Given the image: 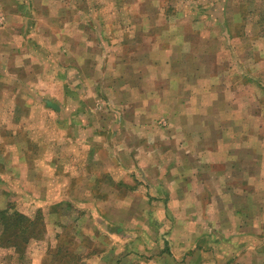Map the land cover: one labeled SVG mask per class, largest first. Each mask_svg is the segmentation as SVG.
I'll return each mask as SVG.
<instances>
[{
	"label": "crops",
	"instance_id": "obj_1",
	"mask_svg": "<svg viewBox=\"0 0 264 264\" xmlns=\"http://www.w3.org/2000/svg\"><path fill=\"white\" fill-rule=\"evenodd\" d=\"M99 1L0 0V192L48 211L57 228L67 220L61 209L74 213L76 239L70 250L58 246L84 264H222L217 240L212 248L200 241L216 239L223 217L208 226L213 214L188 212L204 202L194 190L207 185L206 168H176V156L190 158L192 136L177 129L219 122L225 103L238 108L223 100L238 86L218 78L239 77V49L212 13L223 36L213 59L221 55L227 70L215 65L204 76L186 60L206 59L197 44L207 42L194 29L207 10L182 13L175 25L162 0H118L116 8ZM198 153L220 162L217 149ZM244 201L236 194L229 202L234 252L241 264H264V238L240 223Z\"/></svg>",
	"mask_w": 264,
	"mask_h": 264
},
{
	"label": "rangeland",
	"instance_id": "obj_2",
	"mask_svg": "<svg viewBox=\"0 0 264 264\" xmlns=\"http://www.w3.org/2000/svg\"><path fill=\"white\" fill-rule=\"evenodd\" d=\"M83 2L84 0H75V4L79 8L84 5ZM117 2L118 0H100L98 4L104 8L111 5L116 8ZM214 5L218 7L216 12L211 11ZM160 8L169 13L168 19L171 24L178 22L182 13L195 15L207 10L206 13H200L199 28L194 29L195 35L200 36V43L207 42L204 48L197 44L198 51L206 52V59L200 60V63L198 59L186 60V64L191 67L189 70H200L204 76L213 72L215 65L220 69L222 65L223 69L227 70L225 63L220 64L221 55L218 56L217 61L213 59L214 41L222 39L223 36L220 34L222 32L219 30L220 26L215 32L212 13L217 17L216 20H219V24L224 25V30L228 29L230 38L234 40V48L239 49V58L236 60L238 67L235 69L239 77L228 78L225 74H220L218 78L222 80L221 83L224 86L231 83L238 86V90L236 89L231 94L223 92V100L226 101L229 98L233 102H237L238 108L231 111L229 103H225L223 110L217 112L219 122L179 127L178 133H192L189 141L191 156L190 158L176 156L175 162L176 168L184 167L182 165L184 162L191 168H206L200 172H202V179L207 181V185L194 190L197 194L198 191L204 192V202H191L188 212L192 213L194 217L204 211L208 212L206 214H213L212 218L207 219V225L211 226H214L217 221L215 216L218 218V215L221 214L223 217L221 233H218L216 239L210 235L204 237V241L202 238L201 246L212 248L213 246L210 244L213 243V240H217V247L222 249L219 250L223 256L222 264H241L242 259L238 261L236 252H234L236 248L234 245L235 236L231 235L232 229L236 228L237 221L232 218L233 208L229 202L236 198V194L250 199L248 204L244 201L238 207L240 212H243L241 221L239 220L240 223L243 224L245 230L256 231V237L261 235L264 238V233L259 229H264V0H162ZM162 35L163 33L158 34L159 37ZM192 47H194L193 41ZM258 57L259 59H257ZM233 66L235 67V64ZM217 72L219 73V71ZM192 80L195 79L192 77ZM231 112H235L236 115ZM204 131L205 138L200 139L198 134H202ZM247 134L252 138L247 139ZM203 148L205 150L217 149L221 155L225 156L221 157L220 155L219 163L210 161L202 154L199 155L198 152H202ZM160 168H166V163L161 164ZM6 170V168H0V181ZM216 171L222 172L218 178L214 174ZM220 179H222L221 187L216 185ZM205 202H212L209 209L208 206H204ZM4 209L17 211L30 219L39 215L44 228L43 235L36 240H31L23 253L16 252L14 248L0 247V264H84L80 254L67 252L65 255L61 252L62 247L58 246L64 245L65 250H70V245L76 239L73 235L74 229L71 222L74 213L70 214L69 210L63 212L60 208L62 216L67 220L59 223L57 228L51 226L52 224L47 220L48 211H40L34 205L30 206L23 201L22 197L7 196L0 192V210ZM63 225H65V229L62 237L57 238L56 243L54 234ZM196 246L198 247V245ZM203 248L201 249L203 250ZM57 254L59 257L65 258L62 263L58 262Z\"/></svg>",
	"mask_w": 264,
	"mask_h": 264
},
{
	"label": "trees",
	"instance_id": "obj_3",
	"mask_svg": "<svg viewBox=\"0 0 264 264\" xmlns=\"http://www.w3.org/2000/svg\"><path fill=\"white\" fill-rule=\"evenodd\" d=\"M43 228L39 215L30 219L17 211L0 210V247L23 253L31 240L43 235Z\"/></svg>",
	"mask_w": 264,
	"mask_h": 264
}]
</instances>
